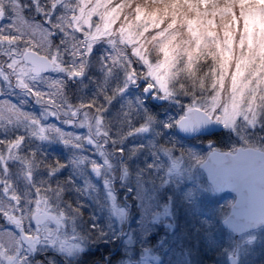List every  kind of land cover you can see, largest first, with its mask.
Segmentation results:
<instances>
[{
  "label": "snow or ice",
  "instance_id": "6c2138e0",
  "mask_svg": "<svg viewBox=\"0 0 264 264\" xmlns=\"http://www.w3.org/2000/svg\"><path fill=\"white\" fill-rule=\"evenodd\" d=\"M140 82L160 100L187 99L182 130L215 122L240 136L244 147L196 162L241 192L238 215L264 220V146L246 135L264 128V0H0V264H44L48 251L71 264L92 233L106 235L95 223L78 232L83 205L66 198L87 179L56 177L86 166L110 189L113 157L154 123L140 97L125 98ZM44 143L71 149L68 164ZM158 151L175 170L172 149Z\"/></svg>",
  "mask_w": 264,
  "mask_h": 264
},
{
  "label": "rangeland",
  "instance_id": "374dc122",
  "mask_svg": "<svg viewBox=\"0 0 264 264\" xmlns=\"http://www.w3.org/2000/svg\"><path fill=\"white\" fill-rule=\"evenodd\" d=\"M84 83L88 84L87 78ZM142 87L143 82L130 86L125 98L140 97L154 123L148 132L128 137L123 145L124 155L113 157L112 176L115 178L110 189L105 188L103 176H96L86 166L83 175L70 165L57 174L56 178L61 180L73 176L80 188L85 187V179L92 185L83 194L66 193L67 199L79 200L83 205L78 232L87 233L88 225L95 223L106 234L100 237L92 233L84 250L72 260L86 252L98 236L101 240L124 238L118 249L124 259L117 256L120 260L115 264H164L167 260L168 264H228L229 256H234L237 264H264V226L238 237L221 229L220 221L227 215L232 198L216 196L196 162L215 148L214 144L192 139L181 142L172 132L175 121L184 113L182 105L187 99L181 104L151 95L145 99ZM83 91L91 95L94 88L89 85ZM121 102L120 97L113 101L110 117L119 111ZM31 108L39 111L36 106L31 105ZM165 123H171L172 127L165 128ZM223 130L230 146L235 143L234 147L245 146L239 135L224 126ZM246 135L256 146H264V128L249 130ZM139 145L143 147L138 148ZM161 145L172 149L173 159L178 160L175 170L169 171L171 161L158 151ZM40 149L49 159L65 164L72 154L71 149L59 143H44ZM133 149L137 150L133 152ZM149 165L154 167L149 168ZM119 184L125 188L118 190ZM109 190L114 200L109 199ZM119 191H123L122 195ZM113 203L117 210L123 211V217L114 214ZM150 235H154V240L149 246L147 237Z\"/></svg>",
  "mask_w": 264,
  "mask_h": 264
},
{
  "label": "water",
  "instance_id": "95a60500",
  "mask_svg": "<svg viewBox=\"0 0 264 264\" xmlns=\"http://www.w3.org/2000/svg\"><path fill=\"white\" fill-rule=\"evenodd\" d=\"M148 95L149 94L145 93V96ZM221 130H222V125L217 124L215 122L206 125H201L194 131H185L179 128L178 126H176V132L184 139H190L199 135L210 136L211 134L217 133ZM221 153H228V152H221ZM208 157L209 154L204 161H207ZM199 168L204 173L206 177V181L208 182V184H210L212 190L216 194L231 193L235 195V200L230 208L229 214L225 219L221 221V225L224 229L228 230L235 236H239L243 233H246L251 230H255L264 225V220H261L252 215H248V214L238 215V213H240V205L238 202L241 201V192H239L236 187H233L231 182L223 181L219 178L214 179V177L210 175L209 168L202 164L199 165ZM244 194L247 195L246 190ZM229 260H230V264H235L234 258H230Z\"/></svg>",
  "mask_w": 264,
  "mask_h": 264
},
{
  "label": "trees",
  "instance_id": "16d2710c",
  "mask_svg": "<svg viewBox=\"0 0 264 264\" xmlns=\"http://www.w3.org/2000/svg\"><path fill=\"white\" fill-rule=\"evenodd\" d=\"M225 138H226V136H225L224 132H221V133H218V134H214L211 137H208L206 139H202L201 138V139H197V140H200V142H203V143L204 142H207V141L208 142H211V143L214 144V146L217 149H220V150H233V147L235 145H237V144L235 143V144H233V145L230 146V144H229V138H226V139ZM225 197H228V196L226 195ZM130 201H131V199H130ZM133 203L136 204L137 203V200H134ZM86 218L88 219V216L87 215H86ZM163 233L165 234V232H163ZM153 238H154V235H152V236L150 235V236L147 237V244L149 246L152 244L151 242L154 240ZM94 240H95V242H97V245L95 246L96 248H101L102 245H109V244L114 245L115 247L117 246L116 245L117 240L115 238H113V237H109V238L105 237V238H103V240H101V239H99L98 236H96L94 238ZM102 252H100V253H102ZM89 253L88 254L87 253H84L83 255H85V256L87 255L88 257L89 256H96V255H97V257L102 256L101 254H98L96 252H93L92 254H89ZM106 253L107 252H104L103 254L106 255ZM85 258L86 257H84V259ZM116 260H117V256H115V258L112 260L113 264L116 262ZM83 264H86V261ZM164 264H168V260Z\"/></svg>",
  "mask_w": 264,
  "mask_h": 264
},
{
  "label": "flooded vegetation",
  "instance_id": "af4514ba",
  "mask_svg": "<svg viewBox=\"0 0 264 264\" xmlns=\"http://www.w3.org/2000/svg\"><path fill=\"white\" fill-rule=\"evenodd\" d=\"M96 250H97V248L94 250V252H96ZM82 254H84V253H82ZM82 254L80 256H78L76 259L72 260L71 264H83L85 261H86V264H91V262L95 258V256H89L88 257L87 255L85 256ZM46 257H50L54 261V264H65L64 258L61 257L60 255L52 252V251H48L44 255L38 254L36 256V259L44 260V264H48ZM84 257H86V258L84 259Z\"/></svg>",
  "mask_w": 264,
  "mask_h": 264
}]
</instances>
